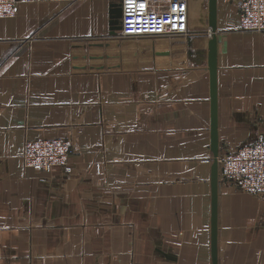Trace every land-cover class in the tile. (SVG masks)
<instances>
[{"label":"crops","instance_id":"0c3cea01","mask_svg":"<svg viewBox=\"0 0 264 264\" xmlns=\"http://www.w3.org/2000/svg\"><path fill=\"white\" fill-rule=\"evenodd\" d=\"M237 1L215 0L212 27L211 0H187L176 37H124L119 0L0 19V264H214L213 38L218 158L264 139V38ZM51 138L70 169L25 167ZM218 181L217 264H264V196Z\"/></svg>","mask_w":264,"mask_h":264},{"label":"built area","instance_id":"2783aa9c","mask_svg":"<svg viewBox=\"0 0 264 264\" xmlns=\"http://www.w3.org/2000/svg\"><path fill=\"white\" fill-rule=\"evenodd\" d=\"M40 0H0V19L13 18L20 3ZM122 6V35L126 38L176 37L188 33L187 0H171L167 10H153L150 0H119ZM240 29L260 32L264 38V0H238ZM70 142L60 139L30 140L25 143V167L47 171L70 169ZM219 178L237 189L264 196V139L239 147L218 158Z\"/></svg>","mask_w":264,"mask_h":264},{"label":"water","instance_id":"95a60500","mask_svg":"<svg viewBox=\"0 0 264 264\" xmlns=\"http://www.w3.org/2000/svg\"><path fill=\"white\" fill-rule=\"evenodd\" d=\"M215 0H211L210 18L212 27L215 26ZM117 18V16H115ZM118 18H122V12ZM216 39L213 38L210 43V67H211V82H212V149L217 156L216 162L213 166L212 173V188H213V222H212V246H213V262L217 264V222H216V200H217V189H218V177H219V166H218V131H217V82H216Z\"/></svg>","mask_w":264,"mask_h":264}]
</instances>
